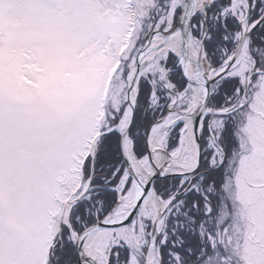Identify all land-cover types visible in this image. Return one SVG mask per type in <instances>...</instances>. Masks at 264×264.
Segmentation results:
<instances>
[{"label":"snow or ice","instance_id":"6c2138e0","mask_svg":"<svg viewBox=\"0 0 264 264\" xmlns=\"http://www.w3.org/2000/svg\"><path fill=\"white\" fill-rule=\"evenodd\" d=\"M0 264H264V0H0Z\"/></svg>","mask_w":264,"mask_h":264}]
</instances>
